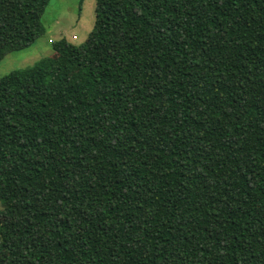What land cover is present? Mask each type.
I'll list each match as a JSON object with an SVG mask.
<instances>
[{
    "label": "trees",
    "instance_id": "obj_1",
    "mask_svg": "<svg viewBox=\"0 0 264 264\" xmlns=\"http://www.w3.org/2000/svg\"><path fill=\"white\" fill-rule=\"evenodd\" d=\"M49 1L0 0V61ZM51 46L0 78V264H264V0H96Z\"/></svg>",
    "mask_w": 264,
    "mask_h": 264
},
{
    "label": "rangeland",
    "instance_id": "obj_2",
    "mask_svg": "<svg viewBox=\"0 0 264 264\" xmlns=\"http://www.w3.org/2000/svg\"><path fill=\"white\" fill-rule=\"evenodd\" d=\"M96 0H50L41 18L45 33L29 47L11 52L0 61V78L32 67L53 54L51 42L64 38L73 45L83 43L94 25ZM74 80V76L70 77Z\"/></svg>",
    "mask_w": 264,
    "mask_h": 264
}]
</instances>
